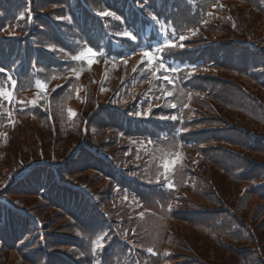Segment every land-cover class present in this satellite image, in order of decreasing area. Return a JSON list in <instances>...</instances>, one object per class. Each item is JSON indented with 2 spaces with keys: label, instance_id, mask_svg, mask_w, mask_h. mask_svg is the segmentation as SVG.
<instances>
[{
  "label": "trees",
  "instance_id": "1",
  "mask_svg": "<svg viewBox=\"0 0 264 264\" xmlns=\"http://www.w3.org/2000/svg\"><path fill=\"white\" fill-rule=\"evenodd\" d=\"M12 1V6L17 4L22 7L16 8L15 12L6 11L9 7V0H0V41L6 34L16 37L20 43L23 35L27 33L30 27L29 14L26 12L21 0ZM93 8L99 10L107 8L118 9L123 15L126 14V8L129 4L141 12H146L147 16L152 14L160 19L168 33L180 29L179 35L174 38L173 42L177 47L171 51H165L162 59L166 67L176 69L175 72L164 73L163 70L155 69L157 61H153L151 71H146L135 81L128 82L121 89L123 93H137L134 96L135 112H145L151 109V113L166 112L169 117L167 122H161V118L153 116L160 121L164 132L169 136V142L173 143L175 148L183 147L186 152L188 161L196 167V173H189L184 167L181 168L182 187L161 188L156 191L154 199L141 203L144 207L154 211L156 214L144 212L138 208L135 199H129L130 203L123 206V217L128 225V234L134 226L137 231L134 240H139L143 253L141 260L143 264H151V261L157 258L159 248L163 244L160 231L167 230L173 225H178L180 234L172 239L171 252L167 256L166 264H264V148L260 149L256 141L249 136L244 138V133L232 130L229 135H216L214 138L204 136L206 132H196V126L187 127L182 120L175 122L172 116H181L182 112L187 110L190 113L195 110V106H201L212 109L214 112L207 110L212 114H218L221 118H231L239 120L244 124H249L250 129L259 131L264 134V107H257L255 104L247 105L246 101L240 108L229 106L226 99L219 97L221 92V83L233 89L244 87L249 93H254L261 97L264 103V54L253 51L251 48L225 42L220 45L218 41H227L232 35L241 41H247L246 30H253V41L264 46L261 38L264 35V0H88ZM221 2H231L230 10L215 8ZM25 8V11H23ZM211 20L203 26V32L192 38L180 41V37H187L193 29L202 24L209 15ZM23 16L24 19L20 17ZM133 18L134 16H130ZM50 18L55 19L52 15ZM44 30L39 29L34 37L37 46L50 47L61 42H67L72 38V32L66 27L61 26L63 38L60 39L55 32L52 33L50 21L45 20ZM177 21L179 26L175 24ZM13 27L10 29V27ZM47 32L48 37H43ZM47 38V39H46ZM44 39L48 42H44ZM3 40V39H2ZM24 45V40H21ZM183 44L184 47H179ZM160 45L158 47H163ZM152 51L153 55L156 49ZM195 48V50H192ZM53 58L46 52H42L37 58V66L42 73H52L57 71L53 65ZM167 75L173 81V86L163 79ZM215 77H214V76ZM156 76L161 79L157 80ZM234 81L235 83H232ZM217 84H216V83ZM46 84L44 78L31 79L19 88L23 92L26 86L37 88V84ZM211 84H216L215 90H211ZM171 91L172 96H166ZM169 97V98H168ZM27 98V97H26ZM168 98V99H167ZM25 100L24 98H22ZM164 102V104H162ZM2 105V114L0 126V146L6 145V148L0 150V189L8 187L15 179L18 166L29 164L35 161V152L28 149L24 157H19V153L7 154L11 146L14 149V138L3 137V130L10 122L7 113V102L0 100ZM24 103V102H23ZM215 103L218 104L215 106ZM22 104V103H21ZM20 103H14L11 113L18 117L21 110ZM162 104V105H161ZM176 105V112H172L170 105ZM219 108L221 110H219ZM241 113L244 119H238L235 113ZM163 116H166L162 113ZM35 116L36 115H27ZM24 122V127H17L18 132L21 129L28 130L30 127H36ZM199 126V123H198ZM222 130V129H221ZM237 135V138L234 137ZM28 136L27 131L24 137ZM31 134L29 137L31 138ZM248 136V135H247ZM253 140H252V139ZM19 144V143H18ZM167 146V145H166ZM19 147V145H18ZM163 152L158 153L162 157L167 151L164 147ZM6 151V155L4 153ZM64 153V151H61ZM122 153H117L118 168L123 170L126 176H136L141 182L145 180H154V173L151 170L144 171L141 177L136 170L131 168L136 155L130 159H123ZM13 160L9 164L8 158ZM157 168H155L156 171ZM118 177L111 174L110 178L114 184L119 185L125 196L128 191L134 196L137 193L136 183L128 180L126 177ZM203 175L209 177L212 183L203 179ZM161 177L160 174H155ZM178 173L172 175V180H176ZM215 187L216 191L213 190ZM187 189V196L182 197L179 203V210L171 209L172 202L180 194V191ZM8 196L19 197L23 199L21 203L27 200L39 199L28 193L7 192ZM134 205L132 206V204ZM27 204V203H26ZM28 205V204H27ZM35 204L26 206L33 210ZM131 206V207H130ZM227 206L230 210L216 211L218 208ZM38 208L36 211H40ZM139 213V217L134 221L130 219ZM94 226L105 228L107 231H113L107 242L118 231L119 238L122 233L119 231V219L110 218L109 221L99 219L93 222ZM100 239V237H98ZM50 244L65 251L82 252L79 248L81 244L76 239L74 243H69L65 238L51 239ZM153 249V253L148 251ZM110 250V249H107ZM2 252V251H1ZM0 252V253H1ZM83 253V252H82ZM84 254V253H83ZM147 257V260L144 258ZM234 258H238L235 261ZM18 257L11 256L4 260V263L12 262L15 264ZM107 264H122L121 262L108 261Z\"/></svg>",
  "mask_w": 264,
  "mask_h": 264
},
{
  "label": "rangeland",
  "instance_id": "2",
  "mask_svg": "<svg viewBox=\"0 0 264 264\" xmlns=\"http://www.w3.org/2000/svg\"><path fill=\"white\" fill-rule=\"evenodd\" d=\"M46 5V3L44 4ZM54 5L53 3H48L47 6ZM44 7V6H43ZM56 7V6H54ZM51 9V8H49ZM247 35H250L251 37L253 34V30H246ZM246 35V34H245ZM261 40L264 42V35L261 38ZM101 77V75L99 76ZM111 78L115 79V74H112L110 76ZM86 82L89 81V78L86 76ZM117 83V81H115ZM216 83V82H215ZM227 83V82H225ZM225 83L217 84L221 85L222 88L221 92L218 93L219 97L222 99H226L231 101V105H229V102L227 101L228 105L235 108H240V106H237L235 93H240L244 98L243 92L239 89H233L229 86H227ZM216 84H211V90H215ZM87 89L90 90V93H94L91 96H87V91L83 88L79 87L78 81H72L68 86H66L63 90L58 92L52 101H49L48 106L46 107L48 113L52 115L53 121L55 125L57 126L56 131L51 130L50 128V118L43 113H40L41 120L43 121V126H41L39 123H35L37 125L35 128L30 127L28 130L25 128L21 129V133L18 132V130L12 134V138H14V149L9 147L7 150V154L10 153L11 155L15 156L14 154L17 153V150H23V154L27 155L26 153L28 149L32 150L37 154L38 151L43 149L44 151L48 152L46 155L49 154L50 148L55 145L57 150H64L65 154L64 157L67 156V154L71 151V149L78 143L83 142L84 140H87L90 144L100 146V149L108 152V154L114 156L116 155V145L118 144V141L121 143L118 147H123L125 144H122V141L120 139V135L116 131H111L104 127V117L107 114V111H105V106L110 104L113 99L118 95V93H110L109 89H103L100 93H95V90L97 88L96 81L90 82L89 84H86L85 86ZM89 93V92H88ZM134 96L132 93H124L123 98H129L132 101H134ZM256 100L253 102L250 98L246 99L247 105H253L255 104L257 107L261 106V104L258 103V100H260V96H256ZM32 100H34L32 98ZM129 100V101H131ZM28 102V101H26ZM45 102V100H44ZM19 103L21 104V99H19ZM60 104V109H56V105ZM206 107L207 110L214 112V109ZM215 106L218 108V104L215 103ZM26 107H22L24 109ZM55 110V112L53 111ZM219 110H221L219 108ZM70 111L74 112L76 115L72 116L70 115ZM60 114V117L54 118V114ZM218 115V114H217ZM182 119L184 120L185 126L187 127H193L194 125L198 127V122H196L195 116L193 113H190L189 111L185 110L182 112ZM220 116V115H219ZM239 116V115H238ZM221 117V116H220ZM213 121V118H211ZM228 119V118H226ZM239 119H244V117L241 115L239 116ZM60 120H63L67 123V128L64 129V131H67L68 133L65 134V132L61 131V122ZM230 120V119H228ZM219 121V120H218ZM236 119L231 118V122H234L236 125H242L244 128L248 129L249 131H253L250 129L249 124H244L241 122L236 123ZM85 124L87 125L85 127ZM201 125V124H200ZM31 126V124H28L27 127ZM214 127H217V129H222L223 126H218V124L214 123L211 126H207L208 130H205L206 133L204 136L207 138H214L216 135L224 134L229 135L232 133V130L229 128H225L223 130H216L213 131ZM27 135L24 137V134ZM33 135L34 138H30L29 135ZM36 136V138H35ZM234 137L237 138V135ZM244 138H249L246 134L243 136ZM40 139V141L38 140ZM252 139V138H251ZM118 140V141H117ZM253 140V139H252ZM41 141L43 143H41ZM19 143V144H18ZM19 145V147H18ZM259 146V144H257ZM43 147V148H42ZM178 153L180 154L179 157L183 158L181 156V151L178 149ZM6 154V151H4ZM8 158H11L8 156ZM17 159V158H13ZM177 158L173 159L176 160ZM12 158L9 160V164L13 162ZM171 160V161H173ZM205 175H203V179L205 180ZM209 178V177H207ZM75 182H82L86 181L83 175H78V178L74 180ZM50 215V212H47L45 217L46 220H48V217ZM51 219L56 224V228L62 227L60 233L63 234H69L73 231L71 226L68 224V217L66 213H61L59 210L54 211L52 210ZM55 217H57V221L55 220ZM72 225H74L72 223ZM5 258V256H2V259ZM235 261L238 260V258H234ZM4 264V263H1ZM7 264H12V262H9Z\"/></svg>",
  "mask_w": 264,
  "mask_h": 264
},
{
  "label": "snow or ice",
  "instance_id": "3",
  "mask_svg": "<svg viewBox=\"0 0 264 264\" xmlns=\"http://www.w3.org/2000/svg\"><path fill=\"white\" fill-rule=\"evenodd\" d=\"M221 7H223V5H221ZM100 15H102V16H112L114 19H117V20L119 19V17H116V16L114 15V13H111V12H106V11H105V12H101ZM208 15L210 16V15H212V13L209 12ZM20 18H21V19H24L23 16H21ZM152 18H153V20H156V19H157L155 16H153ZM192 34H193V35H196V32L193 31ZM124 35L130 37V38L133 39V40L136 39V37L133 36L130 32H125ZM179 39H180V40H184V39H187V37L181 36ZM176 47H177V45H176L175 42H173V41H168V42H166V43L164 44L163 47H158V48L156 49V53H155V55H150L148 52H144L143 55H144L145 57H147L148 62H149L150 64L152 63L153 60H156V61H157V66H156L155 71L163 70L164 73H168V72H170V71H171V72H175V71H177L176 69H173V68H170V67H166V65H165V63H164V61H163V59H162V54H163L166 50H167V51H171L172 49H174V48H176ZM179 47L183 48L184 45H183V44H180ZM95 55H96V53L93 52V50H92L91 48H88V49H86V51L81 52L79 55H75V56H73L72 59H74V60H84L85 58H89V59H88V63L91 64V63H92V60L90 59V57L95 56ZM126 63H127V61H125V64H126ZM4 71H5V70H4L3 68H0V72H4ZM75 71H76V70L73 69V72H74V73H75ZM133 71H136V69H133ZM6 79H7L8 81L11 82V83H10V88H9V89H5L2 85H0V99L6 100V101H8L9 103H11V102L14 100L13 90L16 88V81H15L11 76H8ZM156 79L159 80V79H161V77H160V76H156ZM163 79L166 80V81H167L168 83H170V84L173 83V81L170 80L169 77H168L167 75H164V76H163ZM36 86H37V88H41V89H43V88L46 87V85H44V84H39V83H38ZM172 95H173V93H172L171 91H168V92L166 93V96H172ZM32 103L35 104L36 101L34 100V101H32ZM171 107H172V108H175L176 105H175V104H172ZM150 111H151V110L149 109V113H150ZM8 115L10 116L11 113H8ZM70 115L75 116L76 114H75L74 112H71V111H70ZM160 118H161V119H169V117H167V116H162V117H160ZM171 119H172V120H176L177 117H176V116H172ZM176 155H177V159H176V160L169 161V162H164V163H161V165H160L161 168L164 170V178H165V179L168 178V173L174 171V166H175L176 164H178L179 161H180L179 154H176ZM157 182L159 183V180H157ZM169 187L171 188L172 185L169 184ZM141 218H143V214H141ZM102 239H103V238L101 237L100 239L96 240V242H95V243H96V248H103V247H104V244L101 243V240H102ZM148 251H149L150 253L155 254V253L153 252V249H152V248H149Z\"/></svg>",
  "mask_w": 264,
  "mask_h": 264
},
{
  "label": "bare ground",
  "instance_id": "4",
  "mask_svg": "<svg viewBox=\"0 0 264 264\" xmlns=\"http://www.w3.org/2000/svg\"><path fill=\"white\" fill-rule=\"evenodd\" d=\"M235 98H236V101H239L242 99V96L239 94V93H235Z\"/></svg>",
  "mask_w": 264,
  "mask_h": 264
}]
</instances>
